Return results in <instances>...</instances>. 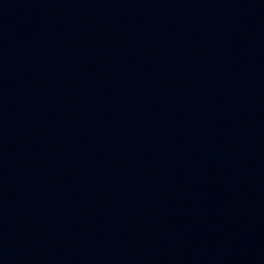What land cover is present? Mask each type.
Returning <instances> with one entry per match:
<instances>
[{"label":"water","instance_id":"water-1","mask_svg":"<svg viewBox=\"0 0 264 264\" xmlns=\"http://www.w3.org/2000/svg\"><path fill=\"white\" fill-rule=\"evenodd\" d=\"M0 264H264V0H0Z\"/></svg>","mask_w":264,"mask_h":264}]
</instances>
